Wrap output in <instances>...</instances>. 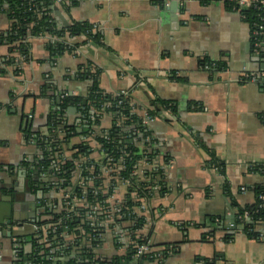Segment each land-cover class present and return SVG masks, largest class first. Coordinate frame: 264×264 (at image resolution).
<instances>
[{"label":"crops","instance_id":"0c3cea01","mask_svg":"<svg viewBox=\"0 0 264 264\" xmlns=\"http://www.w3.org/2000/svg\"><path fill=\"white\" fill-rule=\"evenodd\" d=\"M70 3L54 4L70 24L89 22L99 39L69 36L75 48L57 54L48 35L30 37V54L16 76L11 64L4 67L10 47L0 34V264H28L31 221L43 211L32 191L40 178L24 164L39 152L31 134L45 129L52 99L63 91L86 98L93 81L79 73L96 70L99 86L108 93L127 90L137 112L158 109L148 125L150 138L139 147L141 157L151 158L150 180L158 167L165 184L143 192L139 229L157 249L180 243L166 256L139 258L107 233L96 249L99 261L264 264V234L256 239L238 230L232 240L223 238L237 227L233 202L253 203L252 188L263 179L249 166L264 162V53L254 52L252 27L240 9L224 0ZM10 23L0 12V33ZM209 60L221 66L208 67ZM156 100L174 103L176 113ZM68 113L74 121L76 112ZM100 121L104 128L112 125L109 113ZM125 188L120 186L119 197ZM214 257V263L204 260Z\"/></svg>","mask_w":264,"mask_h":264},{"label":"built area","instance_id":"2783aa9c","mask_svg":"<svg viewBox=\"0 0 264 264\" xmlns=\"http://www.w3.org/2000/svg\"><path fill=\"white\" fill-rule=\"evenodd\" d=\"M61 1L55 0L56 3ZM230 1H234L240 9L258 3L264 5V0ZM260 33L264 35V15L260 30L255 29L252 32L255 36L254 52L257 54L261 53V47L264 49V37L262 40L258 38ZM46 35H48V40L56 39L54 36ZM11 56L18 61V68L21 69L24 57L15 50L10 52L5 60L8 61ZM7 65L10 64L4 63V67ZM10 67L16 76L20 73V71L14 72V65ZM245 77L251 80L256 79L255 74H246ZM119 94L122 95V99L117 102L118 105L130 97L127 90ZM65 96H67L66 91L60 94L58 101L60 102ZM117 104L114 106L117 107ZM111 105V101L106 102L99 121L95 113H91L86 119L85 125L90 127L87 133H83L85 126L80 118L76 123L77 133L70 138L71 140L74 136H78L80 141L72 145L69 140L68 143L55 146L58 158L50 159L49 168H46V164L38 167L31 165L32 172L40 178L39 183L35 184V189L38 188L37 192L41 194L39 201L43 203L44 210L47 207V211H40L39 215L31 221L32 250L26 255L28 264H44L45 262L40 256L43 252L30 259L29 255L34 248H39L37 245L34 247V241L49 249L45 255L49 264H65L64 249L68 248L71 243L81 239V242L90 244L94 237L100 241L96 244L99 247L107 233L116 236L122 246L133 252L134 257L140 258L156 250L150 244L149 237L144 236L142 230L135 226L134 219L135 216L141 218L146 210L143 204V192L152 186H144L140 182L150 180L152 175L150 169H153L150 167L151 158H148L146 154L141 157L144 151L140 150L138 141L135 146L139 147V151H131V143L127 140L130 132L142 135L143 130L146 129L147 141L150 138L148 125L153 115L148 109L140 113L144 129L133 123L126 125L123 122L124 117H121L122 120L114 121L112 118V125L104 128L100 121L104 114L109 113L115 119L112 112L107 110ZM133 110L136 111L137 108L133 106ZM115 125L118 128V136L110 134V129ZM138 135L134 139L138 140ZM34 136L35 134H31L33 143L36 142ZM101 138L106 139V142ZM44 151L39 148L37 159L42 158ZM121 185L126 187L124 197H119ZM128 201L133 202V205H129ZM245 218L249 220L247 213ZM68 222L74 225L73 231H69ZM86 226L91 227L90 231H86Z\"/></svg>","mask_w":264,"mask_h":264},{"label":"trees","instance_id":"16d2710c","mask_svg":"<svg viewBox=\"0 0 264 264\" xmlns=\"http://www.w3.org/2000/svg\"><path fill=\"white\" fill-rule=\"evenodd\" d=\"M77 0H71V3H75ZM226 5L230 9H240L234 1L224 0ZM56 3L55 0H0V12H6L8 18L10 20V26L6 31L1 32V37L4 42H6L10 47V52L18 51L20 55L27 59L30 54V37L34 36H44L49 34L54 36L56 39L48 40V47L57 54H62L64 52L71 51L75 48L73 44L69 42V36H77L84 35L91 39H99L100 33L93 32L92 25L89 22H74L70 24V27H63L58 24V20L54 14V10L52 5ZM70 3V4H71ZM64 6L67 3H62ZM241 13L245 17V19L251 24L252 32L255 29L260 30V25L262 24V18L264 15V5L258 3L256 5H252L250 7H244L240 9ZM255 36L252 34V41H254ZM263 33L258 35L259 39H263ZM264 49L261 47V53L259 55H263ZM7 64L14 65V72L17 73L21 71L19 67L18 61L14 60V57L6 61ZM208 67L217 66L220 67L221 63L218 61L209 60L207 62ZM98 70H96L95 74H87L86 72L79 73V76L90 77L92 79V84L89 87L88 93L86 95V102L83 103V96L81 95H72L67 92V96L61 98L60 102L56 97L52 99L53 108L49 112L48 120L45 125L44 130H39L33 134H35V144L38 148H41L43 152L42 158L35 159L33 163L26 162L24 163L28 166V173L30 170L32 171L33 164L35 167H38L41 164H46V168H49L50 159L56 160L58 155L55 150V146L58 144L68 143L70 138L77 133L76 123L78 121L77 118H81V122L84 124L83 133H87L90 127L86 124V119L89 118L91 113H95L97 120L99 121V117L101 116L103 109H105V104L107 101H111L112 105L107 108V110L111 111L113 121L117 119H121L124 117V123L127 124H137L141 128L142 127V116L139 112L133 110V104L131 103L130 97L123 100L119 105L117 102L122 99V95L118 93H108L104 89L99 86L98 82ZM45 88V87H44ZM65 92V91H63ZM62 92V93H63ZM156 103L163 108H169V110L176 113V106L174 103L169 101H161L156 100ZM117 104L118 106H114ZM70 105H74L78 107V111L73 114L76 116L74 121L70 120L69 107ZM157 110L149 109V113L151 115H156ZM82 115V116H81ZM144 129V128H143ZM146 129L143 130L142 135L134 134L130 132V136H128L127 140L131 143V151L137 152L139 151V147L135 146L136 141L145 142L146 139ZM29 131L28 133H30ZM62 132V134H60ZM110 134L112 136H118V128L113 126L110 129ZM138 140L134 139L137 138ZM102 141L106 142V139L101 138ZM51 170V169H50ZM250 172L260 173L263 177L261 182H258L253 186V190L255 193V200L253 203L240 205L236 201L233 202V206L236 208L235 212V221H236V229L234 231L226 230L224 235L225 241H230L234 238V234L238 230L244 231L248 236L256 239H260L264 234V162H257L250 164L249 166ZM153 176L152 179L148 182L151 184H160L164 185V175L161 170L157 167L152 171ZM33 174L31 177L33 178ZM141 185L146 186L147 182H140ZM165 188V187H164ZM37 189L35 192H37ZM129 205H133V202L128 201ZM47 211V207L45 210ZM248 214L249 220L245 218V214ZM135 226L139 227L142 223V218L135 216ZM70 225V230L73 231L74 225L71 222H68ZM86 231H90L91 227H85ZM210 234L206 233L204 235L205 238H208ZM141 241V240H140ZM100 242L97 239L91 240L90 244L81 242V239H78L76 242L71 243L68 248L64 249L65 256V264H103L102 261H99L97 258L96 252V244ZM39 246V248H34L33 252L29 255L30 259L34 258L38 255V253L43 252V254H39L44 258V264H49V261L45 258V255L48 253L49 249L45 246H40V244H36L34 241V247ZM180 243H165L160 246L159 249L156 246V250H152L149 253H146L141 258H157L163 257L173 252H176V248H179ZM159 247V246H158ZM46 252V253H45ZM132 251L130 250V255H132ZM42 257H39L40 259ZM205 261L208 263H214V258H205Z\"/></svg>","mask_w":264,"mask_h":264},{"label":"water","instance_id":"95a60500","mask_svg":"<svg viewBox=\"0 0 264 264\" xmlns=\"http://www.w3.org/2000/svg\"><path fill=\"white\" fill-rule=\"evenodd\" d=\"M52 8L54 10L55 15L59 19L61 26L66 27V28L67 27H70L69 20L64 16V14L59 9V7L56 4H53L52 5ZM85 102H86V98L83 99V103H85ZM68 110H69V112H72V113L74 112L75 113V112L78 111V107L72 106V107H69ZM38 195H39L38 197H41V194L40 193ZM5 198L8 199V200H11L12 197L8 195ZM9 205L11 206V203L10 202H9ZM9 234H11V233H9Z\"/></svg>","mask_w":264,"mask_h":264},{"label":"flooded vegetation","instance_id":"af4514ba","mask_svg":"<svg viewBox=\"0 0 264 264\" xmlns=\"http://www.w3.org/2000/svg\"><path fill=\"white\" fill-rule=\"evenodd\" d=\"M35 190H36V189H33L32 191H34V192H35ZM37 193H38V192H37Z\"/></svg>","mask_w":264,"mask_h":264}]
</instances>
